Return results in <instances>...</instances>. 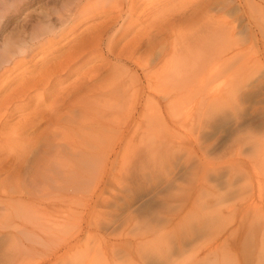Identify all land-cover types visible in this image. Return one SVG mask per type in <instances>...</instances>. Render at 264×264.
I'll use <instances>...</instances> for the list:
<instances>
[{
	"label": "rangeland",
	"instance_id": "obj_1",
	"mask_svg": "<svg viewBox=\"0 0 264 264\" xmlns=\"http://www.w3.org/2000/svg\"><path fill=\"white\" fill-rule=\"evenodd\" d=\"M9 1L12 3L8 6L5 5L7 1L4 5H0V38L6 33H9L6 41H8V39H10V41L13 40L15 43L14 45L29 41L32 30H34L36 25L42 23L46 24L48 21H50V23L55 22L59 11L66 14L67 17L74 13L75 20L74 23L68 25L65 33L66 37L64 36L65 40L51 39L49 41L50 44L44 46L43 44L38 45L27 58L16 60V64L12 66L11 70L7 72L3 79H0V157H3L1 158L4 159V164L7 165V163L12 160L15 153L18 154L17 151L19 148L22 147L24 141H26V139L28 140L30 137L35 138L37 135H40L39 137L41 139V145L38 149L34 147V150L32 147L33 149L31 150L33 151L29 152V156L27 155L28 157H26V165L29 164L28 167L30 170H32L31 166L38 163L42 159V156H44L43 154L46 150V147H44L45 145H65L66 141H73V139H75L74 135L65 137L64 133L66 130H63V128H65L67 124L72 126L73 118L75 119L74 124L78 122L79 115L77 111V113L75 111L72 113L70 110L72 114L69 110H67V114L65 111L62 120L64 116H66V118L63 120L64 122L61 120L59 125H56L57 127L54 126V124H40L38 128L31 129L32 127H30L28 123L29 119L34 114H38V112L49 111L51 106L49 103L54 100L57 92H55L54 89L50 90L48 88L49 86L44 85V87L43 84H45L46 81L50 84V81L54 80L53 86L58 85L57 88H59L57 90H59L69 84L70 80L74 81L73 77L77 73H84L86 71L91 74H98L96 70L100 69L99 66L107 64L109 61L105 58L110 57L112 60V68L109 74L113 73L116 78L121 76L122 79L126 81L132 78V80H130L132 84L130 86V92L135 95L134 99H137V97L140 100L142 99L143 105H138V109L136 110L130 109L128 111L131 117L125 122L128 128L127 135H129V153L127 156L119 153L123 143L122 140H120L121 137L118 136V130L114 129L115 135L113 132L109 135L114 136L112 148L116 151L112 152L111 159H107V161L105 157L98 156V159L95 158L100 166L97 167V170L93 168L84 173L82 179L87 177L88 181L86 179V182L85 180L82 182V180V185L81 182L77 183V177L74 179H61L62 181H58L52 185L53 189L54 186L58 187L61 183H65L60 186L61 190L58 187L60 191L56 190L57 187L54 189L56 190L55 192L50 189L51 193L45 196V198L44 196L37 197L35 200V203L37 202L36 205L34 202L31 203V205L34 206H31V208L33 207L32 209L35 210V214H29L31 218H28L27 221L33 218L34 222H36L39 227L38 225L36 227L29 225L34 235H36L30 237L34 239V242L28 241L27 243H30L37 249L35 252L37 255H25L26 251H21L17 258V250L14 251V253H16L14 255L15 257L13 253L11 255V249L15 246V238L7 234L13 229L11 227H5V224L9 221L6 217L0 218V227L2 228V230L0 228V264H205L203 262V259L206 257L205 243L206 245L208 244L205 241L208 238L204 234V231L200 229V240L197 242L196 239H198L199 236H196L198 229L196 218L199 217V213H195L197 217H195V215L188 217L191 214L187 213V211L193 210L194 199L197 195L198 179L202 178L204 174L201 165V155L204 151H207V149L212 156H216V154L219 155L238 128L251 124L257 126L264 121V35L261 32V27H259V25H257L259 28L256 26V20H254V18L252 19L249 14L251 10L248 7L251 8V6L248 5L247 0H210L213 4L212 9H216L212 11L210 15L220 16V21L225 20V24L226 22L228 24L223 25V32L227 34L226 43L234 47L236 46L237 48L235 47V49L240 48L241 55L238 54V56L241 60L238 59L237 63L240 64L239 67L242 72H240V75H243V77L241 76L242 82L240 87L243 88L242 91H244L243 94L245 96L241 104L239 116L231 115L229 121L226 122L225 125L222 124V127L216 126L218 129L215 132L213 129L207 128V126H214V124H210L209 121V123L205 121V123L208 124L203 125L205 117H203L204 115L201 114V112L203 113L204 110L206 111L207 109L211 112L215 108L227 107L229 101L226 97L222 99L219 98L220 101H218L219 99L214 100L216 102L212 100V102L209 103V105H211L207 108L200 106L199 109H196V112L194 110L193 115L189 118L182 115L171 114L172 111L168 106V102L164 99L165 95H161L160 97V104L162 105L153 103L150 104L151 108H149V104L145 101V99L148 98V94H151L150 99L154 98L152 97V93H150L151 88H149V84H147L146 81L147 76L139 65H142L143 62L145 64V62H148V59L150 63L148 62L142 66L153 64V60L157 61V59H161L160 61H162V53L166 51V48L169 49L170 40L169 43L165 42L168 46L163 45V47L161 45L165 50L159 48L161 50V52H159L156 49L148 56L145 54L144 50L141 49L139 53H141V51L143 52L140 55L139 53L135 55L137 60L134 59L135 56L134 58L127 56L128 58L123 61L124 63L113 59L114 57L109 50L115 48L117 52H120L122 51L120 50L122 47L123 50H127L126 47L131 41L136 44L139 41L143 43L145 39L151 35V31L160 27V25L163 24L161 22H165V20L168 19L171 12L170 15H172L175 10H179L177 12H180V10H185L186 7L192 8L196 2L200 0H137L135 8H130V1L132 0H125V2L124 0H119V4L122 7L120 5H118L120 6L118 7L116 6L117 3L114 4L107 0L101 2L95 1L92 5L89 4V2H85L86 0H23L22 3H20V0ZM260 1L261 0H258L257 2ZM18 2L22 4V6L19 5ZM219 8L220 10H218ZM254 15L256 16L255 13ZM164 16L166 19H163ZM160 17H163V21H158ZM114 18H116V20H114ZM216 20L217 19H214L211 23H214ZM107 21H109L108 24ZM154 21L156 25L160 24L155 26ZM223 21L221 22L223 23ZM220 25L221 23L218 26V22H216V25L214 23L212 27L219 28ZM100 26L107 27V34L101 39L99 51L94 50L95 52H85L84 57L79 60V64L75 65L72 63L70 73L58 72L55 74L60 63L64 64V62H70L71 60L76 61L75 58L70 57V52L66 50L67 48L70 50L72 45L76 43V34ZM227 26L228 28H226ZM144 28H147V30ZM179 29L182 28L180 27ZM91 32L95 33V30ZM135 35L136 37H133ZM232 36L234 37L232 38ZM140 38L142 39L140 40ZM179 38L182 39L183 37L179 36ZM234 41L238 42V44ZM5 42L0 45L1 50ZM114 42L116 45H112ZM60 50L64 53L62 54ZM153 54L154 56H151ZM137 55L142 58H138ZM144 57L147 59L144 60ZM99 58L101 62H99ZM150 59L152 60L150 61ZM94 63L96 65L99 63L97 65L98 67L95 68L96 65ZM109 68L108 66L106 67V69ZM249 69L250 71H248ZM150 71L153 76L157 72V69ZM148 74L151 76L149 72ZM169 79L170 80H167V82H170L172 78ZM220 81L222 82L223 80H219L216 85H219ZM60 85H62V87H60ZM47 107H49V110ZM44 108L47 109L44 110ZM67 116L70 117L67 118ZM69 122H71V124ZM200 122L203 126L199 124ZM60 125L62 126L60 127ZM75 125H77V123ZM118 126L116 125V127ZM21 130L25 132L24 136L19 133ZM205 130H208L207 132L211 131V133L209 137L207 136L208 138L204 137L200 140V146L202 147L199 150L202 151L197 153L192 150V141L195 139V136H198V133L202 136ZM74 133L75 132H73V134ZM64 138L67 139L64 140ZM52 141H54V143ZM75 151L77 152L79 150L75 149ZM69 162L72 161H68V163ZM106 162L108 163L107 166ZM197 176L200 177L196 179ZM3 178L4 176L0 175V182L3 181ZM9 182H13L17 185L19 183L17 181ZM69 182H73L74 184L70 185ZM58 183L60 184L58 185ZM21 184H23V181ZM65 185H67V188ZM209 185L213 186L214 184L211 183ZM68 186H71L69 191L71 192L73 190L72 193L66 191V189L69 188ZM75 186H78L76 192L74 191V188H76ZM62 187H64V189H62ZM22 189L24 191L26 190V188L24 189L23 187ZM5 191V188L1 189L0 206H7L9 204V206L11 205L10 207L7 206L9 209L12 208V206L15 208L14 202L10 203L5 199L8 194H5ZM221 193H223V191ZM59 199H61V201ZM242 202L243 201L237 203L240 209L242 208L241 204L242 206L245 204ZM16 205L18 206V203H16ZM20 208L22 209L23 207ZM37 211H39L40 214L37 215ZM250 213L251 217H253L254 215L252 216V212ZM186 215L188 219L191 218L192 223L190 222L183 225V222L187 219ZM42 216H44V218ZM166 217L173 223H168ZM158 219H162L163 222L159 223V225H164L166 229L170 227L171 230H175L176 227L180 225V227H177L179 228L177 231L181 232L175 234L176 237L180 234V237L174 240L175 244L173 243L170 249L167 248L166 243L161 242L160 244L158 242L160 236L156 231L162 227L156 224L159 221ZM240 219L239 217L237 220L238 222H235L232 226L231 231L235 230V236L233 235V238L231 237L229 246L235 250L234 253H239L244 256L246 247L249 249L255 247V244L251 242L248 237V230L253 228L256 224L261 222L263 224L264 221H260L255 217L253 220H244L240 223ZM177 220L181 221V223ZM1 221L6 223L3 224ZM176 221L177 223H175ZM1 224H3V226ZM183 226L184 228H182ZM3 227H5V229ZM155 228L158 230H155ZM160 231L162 232L163 230L160 229ZM59 232L61 233L59 234ZM164 232L166 233L168 231L164 230L163 233ZM228 234H224L225 236L223 237H226ZM38 236L42 237L38 238ZM249 241L250 244L248 245L247 243H249ZM68 243L71 244L68 246ZM200 243L202 244L200 245ZM245 244H247L246 247ZM202 245L205 247H202ZM144 246H146V248ZM148 250L149 254L152 256L147 253ZM158 250L160 251L157 253ZM253 251L251 250L250 252ZM152 252H156L158 255L155 254L154 256ZM160 252H162L163 255L168 254V258L164 260L165 262L162 260L160 262L155 261V258H157L156 256L161 257L162 254ZM184 252L185 256L183 257ZM246 252L247 255L249 254L253 258L255 257V255L253 256L250 254L249 250ZM22 253H24L25 256H23ZM42 253H44V255H42ZM8 255L9 257H6ZM247 255H245L247 258L246 260H249V258L254 260L252 257H249V255L247 257ZM12 256L17 258L18 261L14 258V260L10 259ZM245 256L243 258H245ZM74 257L76 261H74ZM3 258H9L8 260H11V262L7 261V259L4 262ZM151 258H153V260ZM27 259H29V261H27ZM157 260H159V258H157ZM92 261L95 262L92 263Z\"/></svg>",
	"mask_w": 264,
	"mask_h": 264
},
{
	"label": "bare ground",
	"instance_id": "obj_2",
	"mask_svg": "<svg viewBox=\"0 0 264 264\" xmlns=\"http://www.w3.org/2000/svg\"><path fill=\"white\" fill-rule=\"evenodd\" d=\"M6 1L7 3L5 4ZM95 1L101 2L103 0H86L85 2H89V4L92 5L95 3ZM107 1L112 2L114 4L117 3L116 6L120 5L119 0H107ZM257 1L247 0L248 5L251 6V8L248 7L251 10L249 14L252 19L254 18V20H256L257 22L256 26L259 25V27H261L260 28L261 32L264 35V0H261L260 2H257ZM22 2L23 0H20V3ZM136 2L137 0L130 1V8H135V6L137 5ZM0 3H1L0 5L5 4L8 6L12 2H10L9 0H0ZM20 3L19 5L22 6V4ZM212 6L213 4L211 3L210 0H200L196 2V4L192 8L186 7L185 10H180V12H177L179 10L177 11L175 10V12L173 11L174 13L172 15H170L172 12L169 14L168 19H166L165 16L164 18L162 17L163 19H166L165 22H161L163 24H161L160 27H158L154 31H151L152 33L150 32L151 34L150 36L148 37L145 36L147 38L145 39V41L142 40L144 41L143 43H140L141 41H139L136 44L133 41H131L129 45L127 44L128 45L127 47L124 46L126 47L127 50H123V47L122 49H120L119 47V49L122 50L120 52H117L115 48L109 49V50L112 56L114 57L113 59L119 62H123L128 57L134 58V56L138 54L141 49H143L145 54H147L148 56L152 54L153 51L156 49L157 51L161 52L160 49L165 50L163 48L164 47L163 45L165 46L167 45L165 44V42L169 43V40H170L169 49L165 47L166 51H163L162 53V57H163L162 61H160L161 59L156 58L157 61L153 60V64L142 66L149 62V59H148V62H145V64L143 62L142 65H139L147 76V77L145 76L146 81H147V84H149V88H151L150 93H152L153 95L152 97L154 98V99H150L151 94H148V98L145 99V101L146 103L149 104V106L150 104H153V103L155 104L158 103L159 105H162L160 104V101H161L160 97L161 95L162 96L165 95L164 99L166 100V102H168V106L170 110L173 112V113L171 112V114L179 115V116L182 115L184 117L189 118L190 116L193 115L194 110L196 112V109L197 108L199 109L200 106L207 108L211 105V104L209 105V103L212 102V100L214 101L219 98L222 99L223 97H226L227 100L229 101V104L227 107L217 108V109L212 108L214 110L211 112L209 109H207L206 111L204 110L203 113L200 111L201 114L204 115L203 117H205L203 125L208 124L209 122L210 124H214V126H207V128L209 127L211 130L213 129V131L215 132L218 129L216 128V126L218 127V126H221L222 124L225 125L226 122L229 121L231 115L237 116V117L239 116V113L241 112V104L243 103L245 96L243 94L244 91H242L243 88L240 87V84L242 82L241 76L243 77V75H240V72H241L240 67H239L240 64L237 63V60L239 59L238 54L241 53L240 48L235 49L236 46L234 47L233 45L231 46L226 43L227 34L223 32V27H224L223 25L225 24L224 22L225 20L224 21L221 20L223 21L222 23L219 18L220 16L217 17L214 15L213 16L210 15L212 11L216 10V9L213 10ZM218 10H220V8ZM254 13L256 14V16L254 15ZM74 15L75 14L72 13L71 15L67 17L66 14H63L61 11H59L58 17L55 22L50 23V21H48L46 24L42 23V24L36 25L34 27V30H32V34L30 36L29 41L25 43L22 42L21 44L14 45L15 44L14 41L12 40L13 41L12 42L10 41V39H8V41L5 42L2 50L0 49L1 50L0 62L7 63L9 60H15V58L19 55L21 51L29 47H33V46L40 45V44H43V46L46 44H50L49 41L51 39H49V36L51 33L55 31L59 30L60 34L54 40L64 39V36L66 37L65 33L68 28V25L74 23V20H75ZM160 18L158 21L160 20L163 21V19L162 18L160 19ZM214 19H217L214 22L215 25H216V22H218V26L221 23L219 28L216 27L217 29L212 27L214 23H211V21L213 22ZM114 20H116V18H114ZM69 21H71L70 24L68 23ZM108 22L109 21H107V24ZM58 25H59V29L57 28ZM154 25L157 26L156 23ZM225 25H228L227 22ZM102 26L98 28L97 27L92 28V29L90 28L91 30H87L85 32L83 31L79 34H76V39H75L76 43L74 45H72L73 43L71 44L72 47L70 48V50L68 48L67 49L64 48L68 52H70L69 53L70 57L75 58L76 61H72V60L70 62L63 61L64 64L60 63V66L57 68V71L55 74H57L58 72H66V74L70 73L71 68H72L71 66L72 63L75 65L79 64V60L84 57L85 52L90 53L94 50L99 51L100 42L102 41L101 39L103 38V36H106L107 34L106 33L107 27H102ZM180 27L182 29H179ZM229 27L231 28L230 25ZM226 28H228V26ZM93 30H95V33L91 32ZM145 30H147V28ZM104 32H105V35H104ZM179 36L183 38L180 39ZM133 37H136V35ZM233 37L234 36H232V38ZM129 38H132V37H129ZM141 39L142 38H140V40ZM235 43L238 44V42H235ZM112 45H116L115 42ZM69 47H70V44H69ZM142 52L143 51H141V53ZM141 53H139V55ZM151 56H154V54ZM139 57L140 56H138V58ZM242 58L244 59L243 56ZM105 59H107L109 62L105 64L104 66L103 65L99 66L100 69L96 70V72L99 75L95 73L91 74L86 71L84 73L76 72L77 74H75L73 77L74 81L70 80L69 84L65 86L63 85L64 87L60 85V87L62 88H60L59 90H57L59 88V87L57 88L58 85L53 86L54 80L51 79L52 81H50L51 82L50 84L52 85H50L46 81V83L43 84V86L44 85L49 86L48 88L50 90L54 89L55 92L57 91L54 97V100L51 101V103H49L51 105L50 110H49V107H47L49 111L38 112V114L37 113L34 114L28 121L30 127H32L31 129H35L36 127L38 128L39 127L38 125L40 124H49V125L54 124V126L56 125L58 126L60 121L62 120L63 114H65L64 113L65 111H66V114H67V110L69 111L71 110L72 113L73 111L75 112L77 111L79 115L78 122H76L77 125H75L76 123L74 124L75 119L73 118V122L72 120L71 122L73 123L72 126L74 128L69 124H67V126L65 125L66 127L63 128V130L64 129L66 130L64 133L65 137L74 135L75 139H73V141L68 140V142L66 141L65 145H59V144L53 145V146L51 145L48 146V144L45 145L44 147H46V150H45V153L43 154L44 156H42V159L39 162L37 161L38 163H35L34 165L31 166L32 170H30V168L28 167L29 164L26 165L27 164L26 157L29 156L28 155L29 152L33 151L31 149H33L34 147H37L38 149V147L41 145L40 144L41 139L39 137L40 135H37L35 138L30 137L28 138V140L26 139V141H24L23 143V146L20 147L19 150L17 151L18 154L15 153L14 157L9 163H7V165L4 164L5 161H3L4 159H2L3 157L2 156H1L2 158L0 157V173H1L0 175L4 176L3 181L0 182V193H1V189L5 188L6 189L5 194L8 193L5 199H7L8 202L10 203L14 202L15 203L14 205L16 206L15 208H17L15 209L12 206V208L9 209V207L11 206V205L9 206V204L8 205L6 204L9 207L0 206V218L2 219L3 217H6L9 220L7 224H5L6 222L5 223H3L2 221L1 222L5 224L6 228L11 227L13 229L12 231L8 232L7 235L15 238L14 239L15 246L13 245L14 247L11 249L12 252H10V254L12 255L13 253V256H14L16 254L14 253V251L17 250V254H16L17 258L19 257V252L21 251L22 252L26 251L25 255L36 254L35 252L37 251V249L33 245H31L30 243L29 244L27 243L28 241L34 242V239L30 237H34L36 235V234L34 235V232L30 229L29 225L36 227L38 224L34 222L33 218L30 221H27V219L31 218L29 214H32V213L35 214V210L32 209L34 206L31 205V203L32 202L35 203V200L37 199V197L44 196L45 198V196H48V194L51 193V190H53V192H55L56 190L60 191L61 190L60 186L63 183L61 184L58 183V185L60 184L58 186L60 190L58 189L57 186H56L57 187L56 190H54L56 188L55 186L52 189V185H54L58 181L59 182L62 181L61 179H65V178L74 179L77 177V183H80L82 180H83L82 182H84V180L86 182V179L88 181L87 177L82 179L84 173L93 168H96L97 170V167L100 166L98 161L95 160V158H97L98 156L105 157L107 161V159L108 160L111 159L110 157L112 155V152L116 151L115 149L112 148L114 136L109 135L111 132H113V134L115 133L114 129L118 130L119 132L118 136L121 137L120 140H122V143H123L122 147H120L121 149L119 153L123 154L124 156L125 155L127 156V154L129 153V140H128L129 135H127L128 128L125 122H127L129 117H131L129 115L130 112L128 111L130 109H135V110L138 109L137 106L138 105L141 106V104L143 103V100L138 99V97L137 99H134L135 95L130 92V89H131L130 86L132 85L130 80H132V78L126 81L125 79H122L121 76L116 78L113 73L109 74V71L112 68L111 67L112 60L110 57H107ZM134 59H136V56ZM146 59L147 58H145L144 60ZM151 60L152 59H150V61ZM15 62L12 64V66L16 64ZM99 62H101L100 58H99ZM97 65L95 66V68L98 67ZM107 66L110 68L106 69ZM11 68L12 67L6 68L3 72H0V79H3L4 76L7 74V72L11 70ZM153 69H157V72L155 73V75L152 76L151 75L152 72L150 70H153ZM248 71H250V69ZM148 72L150 73L151 76H149ZM169 78H172V79L170 82H167V80H170ZM219 80H223V81L222 82L220 81L219 85H216L219 82ZM218 101H220V99ZM47 108H44V110ZM149 108H151V106ZM68 117L70 116H67V118ZM65 118L66 116H64V119ZM119 119L120 120L122 119L121 120L122 122ZM63 120L62 122H64ZM205 121L207 122L209 121V122L205 123ZM71 122L69 123L71 124ZM117 123L119 124V126ZM199 124H201V122ZM62 125H60V127ZM116 125L118 127H116ZM23 129L26 130L25 128ZM207 131L205 130L202 136H200V133H198L197 137L195 136V139L192 141L193 151L197 153H199V151H202V150H199L202 147L200 146V143H201L200 140L204 137H207V136L209 137L211 131L209 132ZM73 132L75 133L73 134ZM19 133L22 134V136L25 135V132H23L22 130ZM66 139L67 138H64V140ZM52 142L54 143V141ZM225 146L226 147L222 149L219 155L216 154V156H212V154L210 153V151H208V149L207 151H204L203 154L201 155V165H202V169H203L202 171L204 174L202 178H199L200 176L199 177L197 176L196 178V179L199 178L197 191H196L197 195H196V198L194 199L193 210H190L189 212L187 211L188 214H191L188 217L194 216L195 213L196 214L199 213V217L195 215V217L198 218V219L196 218L197 220L196 223L198 224L196 236H199L198 239L196 240L197 242H199L200 240L199 233L201 232L200 229H202L204 231V234L208 238L205 241L208 243L207 245L205 243L206 257L205 259H203V262L205 264H264V223L262 224L261 222L259 224L254 225L253 228L251 229L248 228L249 229L247 233L248 237L250 241L255 244V247L254 248L251 247L250 249L247 248L246 247L247 244L248 245L250 244V241H249V243L245 244V247H246L245 249L246 251L249 250V252L251 250L252 251L254 250L253 252H250L251 255L253 256L255 255L254 258L248 254L249 257H252L254 260L250 258L249 260H246L247 258L245 255H247V252L245 250H244L245 258H243L244 257L243 255L239 253L238 254L234 253L235 250L229 246L231 237L233 235L235 236V233H234L235 230L231 231L232 226L235 222H238L237 220L239 217L241 218L240 223H242L244 220H249V219L253 220L255 217L258 218V220L260 221L262 220L264 221V121H262L257 126L255 124H251L249 126H243L241 128H238L237 131L232 135L231 140ZM40 148H39V152H40ZM75 149L79 151L76 152ZM68 161H72V162L68 163ZM107 165L108 163L106 162V166ZM9 181H17L19 183L17 185L13 182L10 183ZM22 181H23V184H21ZM211 183H213L214 185L210 186L209 184ZM69 184L73 185L74 183L69 182ZM66 186L67 185H65V187ZM22 187L24 189L26 188V190L24 191ZM70 187L66 189V191L70 192L69 191ZM75 187L76 188L74 187L72 188H74L75 189L74 191L76 192V190H78L77 189L78 186H75ZM62 189H64V187H62ZM72 191L70 193H72ZM222 191L223 193H221ZM59 200L61 201V199ZM241 201H243L242 203L243 204L245 203V204L243 206L241 204L242 208L240 209L237 203L238 202L241 203ZM16 203H18V206L16 205ZM31 206L33 207L31 208ZM20 207H23V208L21 209ZM17 211H20V212H17ZM250 212H252V216L254 215L253 217H251ZM36 214L37 215L40 214L39 211H37ZM187 215H186V218H187ZM42 217L44 218V216ZM187 219L186 221L183 222V225L191 222V218L188 220ZM167 221L168 223L172 222V221H169V219ZM177 221L175 223H177ZM162 222L163 221L161 219L156 224L159 225V223H162ZM179 222L181 223V221ZM3 224L1 225L3 226ZM161 226H160L161 227L160 229H162L163 231L164 230L168 231V232L163 233V231L161 232L160 229L158 230L157 228H155V230L156 229L158 230L156 231V233H158V235L160 236V238L158 239L159 240L158 242L160 244L161 242L166 243L167 248L170 249L171 248L170 246L173 243L175 244L174 240L180 237L179 236L180 234L177 235V237L175 236L177 232H181V231H177V229H179L177 227H180V225L177 226L175 230H171L170 227L166 229L164 225H161ZM5 227L3 228L5 229ZM182 228H184V226ZM61 232H59V234ZM224 234H228V235H226V237H223L225 236ZM40 237L42 236H38V238ZM19 241L21 242V244ZM69 244L71 243H68V246ZM201 244L202 243H200V245ZM205 246L202 245V247H205ZM144 247L146 248V246ZM164 247H165V244H164ZM159 251L160 250H158L157 253ZM147 253L149 254V250L147 251ZM147 253L145 252L144 254H147ZM157 253L152 252L154 256L155 254L158 255ZM160 253L162 254L161 257L156 256L157 258H159V260L155 258V261L157 262H160L161 260L164 261L168 258V254L163 255L162 252ZM22 254L23 256H25L24 253ZM42 255H44V253H42ZM149 255L152 256L151 254ZM4 256H5V253H4ZM13 256L10 259H13L15 257ZM184 256H185V252H184L183 257ZM6 257H9V255ZM17 258H14V259H17ZM6 259H4L3 261L5 262ZM8 259L7 261L11 262V260H8ZM151 259L153 260V258ZM96 260H97V257H96ZM27 261H29V259H27ZM74 261H76V259ZM94 262L92 261V263Z\"/></svg>",
	"mask_w": 264,
	"mask_h": 264
},
{
	"label": "clouds",
	"instance_id": "obj_3",
	"mask_svg": "<svg viewBox=\"0 0 264 264\" xmlns=\"http://www.w3.org/2000/svg\"><path fill=\"white\" fill-rule=\"evenodd\" d=\"M32 22H35V21H32ZM68 23L70 24L71 21H69ZM57 28L59 29V25L57 26ZM59 34H60L59 30L55 31L50 34L49 39H55ZM8 36H9V33H6L2 38H0V45H2L7 40ZM37 46L38 45L24 49L23 51L19 53V55L15 58V60L27 58V56L31 55V53L35 50ZM15 60H9L7 63L0 62V72H3L6 68L12 67V64L15 62Z\"/></svg>",
	"mask_w": 264,
	"mask_h": 264
}]
</instances>
